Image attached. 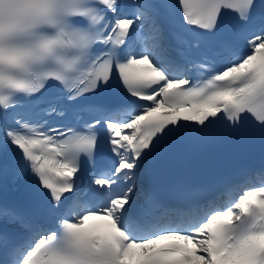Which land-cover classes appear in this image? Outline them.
<instances>
[{
  "label": "snow or ice",
  "instance_id": "obj_1",
  "mask_svg": "<svg viewBox=\"0 0 264 264\" xmlns=\"http://www.w3.org/2000/svg\"><path fill=\"white\" fill-rule=\"evenodd\" d=\"M212 129L264 137V0H0V156L42 198L0 206V264H264V180L137 202Z\"/></svg>",
  "mask_w": 264,
  "mask_h": 264
}]
</instances>
